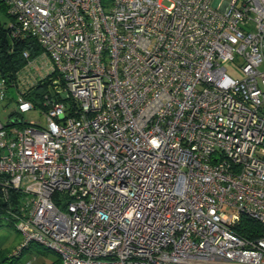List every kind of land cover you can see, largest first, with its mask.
I'll return each instance as SVG.
<instances>
[{"label":"built area","instance_id":"obj_1","mask_svg":"<svg viewBox=\"0 0 264 264\" xmlns=\"http://www.w3.org/2000/svg\"><path fill=\"white\" fill-rule=\"evenodd\" d=\"M0 1L10 37L40 49L0 64L11 256L264 264V0ZM36 109L44 126L19 118ZM242 217L259 237L234 232Z\"/></svg>","mask_w":264,"mask_h":264},{"label":"trees","instance_id":"obj_2","mask_svg":"<svg viewBox=\"0 0 264 264\" xmlns=\"http://www.w3.org/2000/svg\"><path fill=\"white\" fill-rule=\"evenodd\" d=\"M109 0H103L105 4ZM0 16L4 17L7 21H2L0 19V64L4 73H10L12 71L18 70L22 67L24 60L22 59V52L28 50L31 52L32 56L40 52L39 47L36 45L34 40L29 38H17L12 39L9 35V30L6 28L7 22L10 18L7 16L4 6L0 1ZM44 85H39L35 88L32 93L28 95L29 99L36 102L40 98V93L45 90ZM5 203L0 202V207H5ZM4 212L0 210V221L4 220ZM10 226V225H8ZM234 232L244 238L253 239L260 236V226L247 218L242 217L239 224L233 227ZM11 258H18L11 256ZM34 258V257H33Z\"/></svg>","mask_w":264,"mask_h":264},{"label":"rangeland","instance_id":"obj_3","mask_svg":"<svg viewBox=\"0 0 264 264\" xmlns=\"http://www.w3.org/2000/svg\"><path fill=\"white\" fill-rule=\"evenodd\" d=\"M2 21H7L4 17L0 16ZM227 74L232 78L240 77V73L238 69L230 64L226 65ZM17 112V106L13 101H9L6 99L3 104L0 106V123L4 126H7L10 123V118ZM19 118L25 123H36L40 126H44L46 123L45 117L41 114V112L36 109L30 112L19 115ZM226 214L232 213L230 209H224ZM0 229H5L10 234L17 237V241L21 240L20 234L11 226H8L4 220L0 221ZM16 248L13 247L10 250V253L14 251ZM5 255V259L3 260V264H27L32 261L31 264H57L59 258L58 256L48 250L42 249L41 247L32 244L28 250H24L18 258H8ZM34 257V258H33Z\"/></svg>","mask_w":264,"mask_h":264},{"label":"crops","instance_id":"obj_4","mask_svg":"<svg viewBox=\"0 0 264 264\" xmlns=\"http://www.w3.org/2000/svg\"><path fill=\"white\" fill-rule=\"evenodd\" d=\"M21 236V235H20ZM22 242V237L20 241H17V237L10 234L5 229H0V264H3V260L5 259V255L8 258L10 254V250L14 248H18V246ZM32 261L29 263L31 264Z\"/></svg>","mask_w":264,"mask_h":264}]
</instances>
